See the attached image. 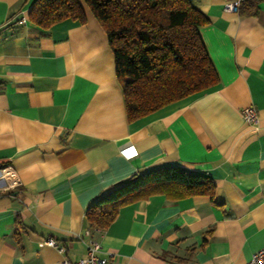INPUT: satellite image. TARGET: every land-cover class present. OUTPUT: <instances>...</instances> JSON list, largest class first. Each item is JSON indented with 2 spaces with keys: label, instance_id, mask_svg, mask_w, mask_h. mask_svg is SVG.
<instances>
[{
  "label": "crops",
  "instance_id": "1",
  "mask_svg": "<svg viewBox=\"0 0 264 264\" xmlns=\"http://www.w3.org/2000/svg\"><path fill=\"white\" fill-rule=\"evenodd\" d=\"M36 1L0 0V167L19 180L0 191V264L78 262L93 241L114 264H245L264 248V0L254 15L193 0L219 83L135 122L97 20L42 30ZM164 166L211 178L214 200L152 196L90 228L96 200Z\"/></svg>",
  "mask_w": 264,
  "mask_h": 264
},
{
  "label": "trees",
  "instance_id": "2",
  "mask_svg": "<svg viewBox=\"0 0 264 264\" xmlns=\"http://www.w3.org/2000/svg\"><path fill=\"white\" fill-rule=\"evenodd\" d=\"M259 3L248 0L238 11L254 15ZM87 12L100 24L114 55L129 122L218 85L200 35L209 20L193 0H37L28 20L47 31L64 20L84 25ZM215 190L209 177L179 166L158 167L113 187L91 205L86 219L90 228L103 231L130 204L157 195L213 201Z\"/></svg>",
  "mask_w": 264,
  "mask_h": 264
},
{
  "label": "built area",
  "instance_id": "3",
  "mask_svg": "<svg viewBox=\"0 0 264 264\" xmlns=\"http://www.w3.org/2000/svg\"><path fill=\"white\" fill-rule=\"evenodd\" d=\"M248 0H231L224 5V10L227 12H237L241 5ZM22 23V22H21ZM242 117L245 123L251 126H257L259 116L253 107H248L242 112ZM19 185L17 174L10 166L0 168V191H10ZM48 244L55 247L59 252L64 253V248L58 246L53 239L48 240ZM101 251V245L98 242H91L88 248V256L84 260L71 262L67 258L63 259L61 264H114L111 257L100 258L97 253ZM245 264H264V248L253 254L251 259Z\"/></svg>",
  "mask_w": 264,
  "mask_h": 264
}]
</instances>
